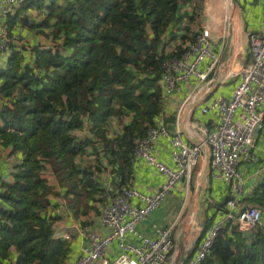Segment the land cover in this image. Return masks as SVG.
<instances>
[{"label":"trees","instance_id":"16d2710c","mask_svg":"<svg viewBox=\"0 0 264 264\" xmlns=\"http://www.w3.org/2000/svg\"><path fill=\"white\" fill-rule=\"evenodd\" d=\"M203 10L204 0H26L8 16L0 149L18 162L0 182V264L69 263L71 244L55 238L62 217L54 199L90 225L82 219L101 215L107 186L116 193L130 188L135 141L161 119L176 135L183 101L163 118V78L196 40ZM25 32L34 40H22ZM205 126L215 130V119ZM226 185L217 202L210 197L214 209L203 211L198 249L231 199ZM245 201L263 207L262 222L251 233L226 223L200 264H264V175Z\"/></svg>","mask_w":264,"mask_h":264},{"label":"built area","instance_id":"2783aa9c","mask_svg":"<svg viewBox=\"0 0 264 264\" xmlns=\"http://www.w3.org/2000/svg\"><path fill=\"white\" fill-rule=\"evenodd\" d=\"M24 1L0 0V53L7 50L10 42L7 18ZM217 1L204 0L203 27L196 40L180 59L172 60L166 66L163 78L166 100L181 83L197 81L177 112L176 135L171 136L165 121L161 119L146 137L135 141L134 162L139 158L144 159L157 168L165 177V182L153 196L133 188H126L120 193L109 192L100 215V223L109 230V234L98 235L90 226L80 227L79 233L86 242L75 264H169L170 256L176 249V224L158 230L153 236L139 235V245L132 244L128 236L138 235V226L161 207L180 183L190 193L193 175L199 171L203 162L205 164L207 155L211 158L214 178L231 185L232 196L227 203L225 218L208 232L193 264H200L206 259L226 223L234 221L241 232L251 233L262 222V208L248 206L240 200L245 182L240 166L255 160V135L264 124L263 113L260 111L264 107V21L263 32L249 35L252 54L250 63L237 68L235 74L222 81L225 85L239 78L231 96L204 100L209 92V82L222 72L226 26H232L231 1L220 0L222 4ZM208 4L212 7L211 15ZM197 104H201V116H213L215 130L210 131L200 123L197 129L193 128L195 122L192 119ZM188 109L190 111L186 116ZM181 125L194 133L199 132L197 145H189L183 139ZM161 136L171 141L175 169L159 162L154 155L156 141ZM134 200L142 202L143 206H135ZM55 238L67 242L71 240L68 235H55ZM115 242L118 244L119 255L111 261L107 255L110 245Z\"/></svg>","mask_w":264,"mask_h":264},{"label":"crops","instance_id":"0c3cea01","mask_svg":"<svg viewBox=\"0 0 264 264\" xmlns=\"http://www.w3.org/2000/svg\"><path fill=\"white\" fill-rule=\"evenodd\" d=\"M236 1V7L233 6L231 2L230 3L232 6V13L234 12L233 14H236L238 16L237 24L239 26V31H236L234 32L235 34H232V26H226V44L228 37H232V50L230 60L228 61L226 66L223 64V69H229L226 79L229 76L235 74L237 72V68H241V66L245 64L248 55L251 54L249 35L253 33L263 32L264 0ZM220 4H222V2H220ZM31 15L35 17L36 14L34 13ZM242 19L244 22V26L242 25ZM245 40L247 42H245ZM192 82L181 83L175 93L166 100L165 113L163 115V118L165 116L175 114V111H177L182 101H184L189 96L190 92H192L195 85V83ZM238 82L239 78H236L235 80L228 82L225 85H220L212 92L209 91L211 95L208 98L214 99L220 96L230 97ZM200 106L201 104L196 105L192 122L205 125L207 122L210 121V119H213V116H201ZM260 111L263 113L264 121V107L260 108ZM182 137L189 145L194 144L191 140V134H188V136L182 134ZM255 140V160L243 163L240 166V172L245 179L244 192L240 197L241 202L244 204L247 203L245 199L248 194L253 192V188L262 180V177L264 175V124L262 129L260 130L258 138H255ZM194 141L196 142L195 139ZM154 155L156 156L159 162L165 164L170 168H176V165L173 160V147L168 137L161 136L156 141ZM17 162L18 160L15 156L11 157V150L0 149V182L10 179V173L12 171V168ZM104 179L105 184L106 182L111 181V178L108 174L104 175ZM164 182L165 177L157 170L156 167L149 165V163L146 162L144 159L139 158L133 163V178L130 182V188H133L145 195L153 196ZM107 187V191L110 190L112 193L116 192L112 191L113 189H110L111 186ZM184 195L189 196V193H187V191L183 188L182 183H180L178 187L173 191V193L168 197L171 200V203H169V199L164 202L158 210H156L147 220H145L138 226V235H129L128 240L134 245H139L141 242V238L139 237V235L144 237L153 236L158 230L176 224V237L177 239H179L178 241L182 239V245L178 247V242H176V249L173 254L172 263L187 264L192 259H194V262L197 258L199 251L198 245L202 240L203 226L199 225L200 227L199 229H197L196 233L187 231L186 227L184 229L177 230V220L180 216L179 209L181 207L179 199H182V196ZM176 196L178 198H176ZM54 202L59 203V207L54 209V213L62 217V220L58 221L55 225V235L61 237L68 235L69 237H71L69 243L73 248V254L70 262L67 264H75L81 253L82 247L86 242L85 238H83L79 233V229L80 227H82L80 224L81 222L80 220L75 219L72 214H70L66 210L62 201H60L59 199H54ZM133 204L135 206H143V203L138 200H134ZM213 204L215 205V202H213ZM226 210L227 207L223 209V211L217 213L218 218L215 225L220 223L225 218ZM82 220H88L90 222V225L88 226H90L96 234L104 236L109 234V230L102 227L100 223V216L92 214L90 217H85ZM118 255L119 248L118 244L115 242L110 245L107 256L109 260L113 261L118 257ZM193 262L190 264H193Z\"/></svg>","mask_w":264,"mask_h":264},{"label":"rangeland","instance_id":"374dc122","mask_svg":"<svg viewBox=\"0 0 264 264\" xmlns=\"http://www.w3.org/2000/svg\"><path fill=\"white\" fill-rule=\"evenodd\" d=\"M212 1V0H211ZM220 2V0H218L217 1V3H219ZM211 3V2H210ZM208 6H209V4H208ZM210 7V6H209ZM210 15L212 14V7H210V13H209ZM242 25L244 26V22H243V19H242ZM202 27H203V23H202V19H200L194 26H193V31L194 32H199V31H201V29H202ZM23 36H22V40H24V41H33L34 40V37L33 36H31L29 33H27V32H25V33H23L22 34ZM21 39L20 38H17V43L18 44H20L21 43ZM245 42H247L246 40H245ZM8 57H9V55H8V53L7 54H5V56H4V59L5 60H7L8 59ZM5 60H4V62H5ZM204 169H205V164H204V162L202 163V166H201V168L199 169V171L196 173L197 175H198V179H197V181H196V184H195V188H191V191H190V193H189V196H186V195H184V196H182V199H179L180 201V209H179V211H180V216H179V219L177 220V230H179V229H183L182 228V225L184 224L185 225V227L187 228V231H191V232H194V233H196V231H197V229H199V220H198V212H199V210H200V207H199V205L197 206V208H196V212H195V219H194V222H192V224H190V223H188V218H189V216L188 215H190V212H191V209H192V207H193V204H194V202H193V200L195 201L196 200V194L195 193H197V189L199 188V186H200V184H201V178H202V175H203V172H204ZM199 174H200V176H199ZM210 175H211V172H210ZM209 175V179H208V181H207V184H206V187H207V189H206V194H205V197H204V200H203V211L207 208V207H211V208H213L214 209V207H212V206H215L214 204H213V202L210 200V197L215 201V202H217V200L219 199V197L218 196H220V195H224L225 194V192L227 191V188H228V186L222 181V180H219V179H215L214 178V176H212L213 177V182L211 183V181H210V176ZM200 180V181H199ZM200 182V183H199ZM198 185V186H197ZM197 188V189H196ZM209 188L211 189V194L209 195L208 194V191H209ZM181 189H182V187H181ZM176 198H178L177 196H176ZM169 199V198H168ZM167 199V200H168ZM166 200V201H167ZM170 200V199H169ZM165 201V202H166ZM223 201V200H222ZM221 201V202H222ZM168 203V202H167ZM169 203H171V200L169 201ZM168 205V204H167ZM251 206L253 205V204H250ZM162 206V205H161ZM262 209H263V207L262 206H260ZM186 222V223H185ZM172 260H173V255L170 257V259H169V264H173L172 263Z\"/></svg>","mask_w":264,"mask_h":264},{"label":"water","instance_id":"95a60500","mask_svg":"<svg viewBox=\"0 0 264 264\" xmlns=\"http://www.w3.org/2000/svg\"><path fill=\"white\" fill-rule=\"evenodd\" d=\"M231 3L233 4V6H237V1L236 0H231ZM231 31H233L231 29ZM231 33V32H230ZM231 50H232V37L229 36L228 39H227V44L225 46V49L223 51V56H222V60H221V63L224 64L226 66V64L228 63V61L230 60V56H231ZM220 85H222V81L220 79V77H218V74L214 76V78L209 82V85H208V90L209 91H213L214 89L218 88ZM211 95V93H207L206 97L204 98V100H206L209 96ZM195 107V106H194ZM199 126L198 123H193V128L194 129H197V127ZM180 131L181 133L186 136H188V134H191L192 135V143H194L193 145H197L199 143V132H192L190 129L189 131L184 128L182 125L180 126ZM259 133H256L255 135V138H258L259 136ZM198 134V135H196ZM196 135V136H194ZM190 136V135H189ZM196 140V142L194 141V139ZM204 151L207 153V149L204 148ZM210 172H211V158L209 155H207V158H206V162H205V169H204V172H203V175H202V178H201V184L199 186V188L197 189V193H196V202L197 204L199 205L200 207V210L198 212V220H199V225L202 226L203 222V200H204V197H205V194H206V184H207V181L209 179V175H210ZM182 227L185 228V225L183 224ZM183 228V229H184ZM179 239H177L176 237V242H178V247H180L182 245V239L180 241H178Z\"/></svg>","mask_w":264,"mask_h":264},{"label":"bare ground","instance_id":"6f19581e","mask_svg":"<svg viewBox=\"0 0 264 264\" xmlns=\"http://www.w3.org/2000/svg\"><path fill=\"white\" fill-rule=\"evenodd\" d=\"M237 12V11H236ZM234 13V12H233ZM238 16L236 15V14H233V17H232V21H231V24H232V34H235L234 32H236V31H239V26H238ZM228 72H229V69L227 68V69H223V71L222 72H220V75H219V77H220V79H221V81H223V80H225L226 79V77H227V75H228ZM195 102H197V100L195 101ZM189 111H190V109H188L187 110V112H186V116L188 115V113H189ZM185 120V119H184ZM185 123L187 124V121L185 120ZM201 177V176H200ZM200 181V180H199ZM200 183V182H199ZM198 186V185H197ZM197 189V188H196ZM196 194V193H195ZM193 202H194V204H193V207H192V209H191V212H190V215H188L189 216V218H188V223H190V224H192V222H194V219H195V212H196V208H197V206H198V204H197V202L196 201H194L193 200ZM186 223V222H185ZM183 228V227H182ZM183 231V230H182ZM188 236V235H187ZM194 237V236H193ZM192 240V239H191Z\"/></svg>","mask_w":264,"mask_h":264}]
</instances>
